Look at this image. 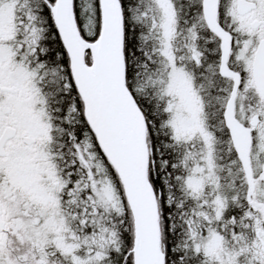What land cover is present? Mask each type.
<instances>
[{"label":"snow or ice","instance_id":"snow-or-ice-1","mask_svg":"<svg viewBox=\"0 0 264 264\" xmlns=\"http://www.w3.org/2000/svg\"><path fill=\"white\" fill-rule=\"evenodd\" d=\"M0 264H264V0H0Z\"/></svg>","mask_w":264,"mask_h":264}]
</instances>
